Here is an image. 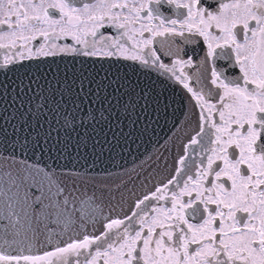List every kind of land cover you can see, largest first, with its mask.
Wrapping results in <instances>:
<instances>
[{
    "label": "snow or ice",
    "instance_id": "1",
    "mask_svg": "<svg viewBox=\"0 0 264 264\" xmlns=\"http://www.w3.org/2000/svg\"><path fill=\"white\" fill-rule=\"evenodd\" d=\"M0 264H264V0H0Z\"/></svg>",
    "mask_w": 264,
    "mask_h": 264
},
{
    "label": "water",
    "instance_id": "2",
    "mask_svg": "<svg viewBox=\"0 0 264 264\" xmlns=\"http://www.w3.org/2000/svg\"><path fill=\"white\" fill-rule=\"evenodd\" d=\"M166 95L169 97V99H172L173 97L178 101L179 100V89H177L175 92L169 91L166 93ZM175 108L177 109L175 111V115H173V108L170 107L167 115V122H165V118L163 114L160 115L159 118V124L155 125V137L159 138L161 142H163V139L170 135V129L173 128L174 121L183 120L184 116L182 115L181 111L179 110L180 105L177 103L175 105ZM16 109L13 107H9V111H15ZM138 127V126H137ZM123 131L125 133L133 132L136 133V128H133L131 125L125 124ZM11 134V133H10ZM152 136L151 128L149 129V132L140 138V140L136 141V143H132L131 139L128 141V146L124 147V141L121 140L120 144L116 146L115 150L113 151V160L109 162H105L104 164H100L97 162V165L93 166L90 162L85 165L84 169H81V171H84L85 169L95 175L96 172L100 171L101 168L107 167L110 171H118L122 170L121 166L123 167H130L133 163L134 158H143V154L147 151L152 150V145L147 143V137ZM132 139H135V135H133ZM107 150V147H106ZM70 160H72L73 164H84L83 160H78L76 157H70ZM66 160H61V163H67ZM48 163H51V161H48Z\"/></svg>",
    "mask_w": 264,
    "mask_h": 264
}]
</instances>
